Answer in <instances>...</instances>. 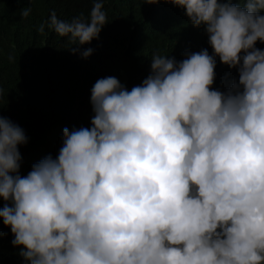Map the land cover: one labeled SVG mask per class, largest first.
Masks as SVG:
<instances>
[{
	"label": "clouds",
	"instance_id": "clouds-1",
	"mask_svg": "<svg viewBox=\"0 0 264 264\" xmlns=\"http://www.w3.org/2000/svg\"><path fill=\"white\" fill-rule=\"evenodd\" d=\"M164 2L204 28L213 54L154 53L130 91L98 79L91 126L64 128L58 156L25 176L27 137L0 115V218L27 264H264V0ZM103 5L71 22L53 11L47 24L91 43ZM216 56L238 71L226 91L211 87Z\"/></svg>",
	"mask_w": 264,
	"mask_h": 264
},
{
	"label": "trees",
	"instance_id": "trees-1",
	"mask_svg": "<svg viewBox=\"0 0 264 264\" xmlns=\"http://www.w3.org/2000/svg\"><path fill=\"white\" fill-rule=\"evenodd\" d=\"M92 7L93 0H0V115L27 137L26 144L18 145L22 176L45 156H58L64 128L91 126V89L98 79L115 76L130 91L151 74L154 53L176 61L202 49L213 54L204 28L193 26L185 9L164 0H104L108 23L98 39L84 45H73L47 24L53 11L66 22L87 20ZM25 9H30L27 17L21 15ZM255 46L264 50V42ZM87 48L94 51L83 58ZM215 59L211 87L226 91L238 80V71ZM14 238L0 218V264H27Z\"/></svg>",
	"mask_w": 264,
	"mask_h": 264
}]
</instances>
